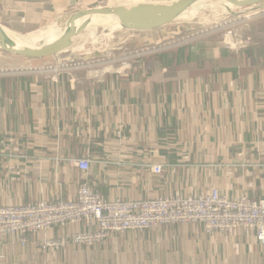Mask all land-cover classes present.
<instances>
[{
  "label": "crops",
  "instance_id": "1",
  "mask_svg": "<svg viewBox=\"0 0 264 264\" xmlns=\"http://www.w3.org/2000/svg\"><path fill=\"white\" fill-rule=\"evenodd\" d=\"M104 1L0 0V22L29 39ZM249 34L229 47L208 36L170 48H188L183 59L155 57L166 49L125 62L122 72L80 71L76 83L0 69V205L74 199L82 183L106 200L213 187L264 198V27ZM80 158L91 160L88 171L70 165ZM87 229L51 228L67 240L56 252L37 245L40 233L24 246L0 240V264H264V244L249 232L207 234L183 223L113 233L90 247L68 241Z\"/></svg>",
  "mask_w": 264,
  "mask_h": 264
},
{
  "label": "built area",
  "instance_id": "2",
  "mask_svg": "<svg viewBox=\"0 0 264 264\" xmlns=\"http://www.w3.org/2000/svg\"><path fill=\"white\" fill-rule=\"evenodd\" d=\"M193 38L192 34L175 42L173 46L188 43ZM248 42L247 39L234 43L244 45ZM160 50L165 48L159 47L158 51ZM141 55L139 53L136 56ZM65 63L54 67L50 63L22 70L42 73L54 82L66 74L72 83L77 81V72L87 70V73H96L88 70L91 64L88 60L80 64H71L69 61ZM124 65L125 62L116 72H122ZM69 163L81 171H88L91 166L89 158L71 159ZM149 167L153 173H160L163 169L159 164ZM78 222L88 228L75 232L68 240L78 246L103 242L115 232L144 230L176 223L201 224L209 234L254 233L257 241L264 244V198L254 199L246 195L230 198L213 187L208 192L199 194L167 195L143 200H106L88 183H82L74 199H41L29 204L0 205V240L9 238L24 246L30 235L40 233L43 237L37 245L43 250L56 252L64 247L67 240L51 237V228H64ZM92 227L95 228L91 229Z\"/></svg>",
  "mask_w": 264,
  "mask_h": 264
},
{
  "label": "rangeland",
  "instance_id": "3",
  "mask_svg": "<svg viewBox=\"0 0 264 264\" xmlns=\"http://www.w3.org/2000/svg\"><path fill=\"white\" fill-rule=\"evenodd\" d=\"M146 1L169 2L171 0H145L144 2ZM242 10H244V8H232V10L230 11L229 9L222 8L221 4H219L215 0H211L210 2H207L206 4H201L200 6H191L189 8L190 13L185 18H178L162 27L154 29L152 32H148L153 34H148L147 32H145L142 36H139V38L136 37V35H140L138 33V30L127 29L123 25H93V22L97 19L96 18L91 22L92 25H89L79 36L75 38V41L69 51L63 54L62 56L57 57L55 59L56 61H52L51 64H53V67L65 65V62L67 61H69V63L71 64H80L85 61V56H92L94 51H98L100 52L101 56L97 59L88 60L91 63L89 67L90 69L88 70H94L96 71V73L93 72V74L100 76L99 74L101 73H110L116 71L117 69H120L123 66L124 62H131L136 59H139L138 56H136L139 53L142 54L141 56H143L146 53H150V51H158L159 47H163L165 48V50L173 48V44H175V42L181 40L182 38H186L192 34L194 35V38L188 42H192L193 40H202L204 37L213 36L214 38L216 37L219 42L221 41L222 44L227 45V47H229V43L233 42L231 39L234 38L235 40V38H238V36H248L249 33H251L252 37H256L258 30L264 27V9L255 13L238 16L236 12ZM255 21H261L259 23L263 25L261 27L259 26V24H255L253 25V27L249 26V23L251 25V23ZM49 26L44 27L40 31L44 33L46 31L54 30V28L58 27V25L56 24ZM65 26L66 25L64 22L59 25L61 29H64ZM162 30L165 31V35L163 36L159 33ZM246 30L249 32L248 34ZM236 32L239 34L235 35ZM10 36L12 39H16L19 42L27 40V38L25 37L16 38L12 34H10ZM142 39L152 40V42L143 43L145 41ZM188 39L189 38H187V40ZM52 59L53 58H49L46 59V61H50ZM71 60H73V62H70ZM28 63L30 62L18 57L7 55L0 50V69L10 68L11 70L19 71L22 70L23 67H35L31 65L28 66ZM36 65L42 66L44 64ZM84 72H87V70H84ZM97 243L101 242H94L93 244L88 246H81L90 247Z\"/></svg>",
  "mask_w": 264,
  "mask_h": 264
},
{
  "label": "water",
  "instance_id": "4",
  "mask_svg": "<svg viewBox=\"0 0 264 264\" xmlns=\"http://www.w3.org/2000/svg\"><path fill=\"white\" fill-rule=\"evenodd\" d=\"M197 1L200 0H171L169 2L146 1L143 3L127 0H107L74 13L70 17L59 39L44 49L17 47L10 36L11 31L0 22V50L7 55L24 59L30 63L47 65L55 61L57 57L67 53L73 45L75 38L93 20L103 14L114 12L127 17L123 25L127 29L139 31L152 30L178 19L183 12L188 10ZM221 1H226L230 4V7H226L230 11L232 8H244V10L236 12L238 16L255 13L264 9V0ZM100 56V52L94 51L92 56H85V60L97 59ZM49 58L53 59L46 61Z\"/></svg>",
  "mask_w": 264,
  "mask_h": 264
},
{
  "label": "bare ground",
  "instance_id": "5",
  "mask_svg": "<svg viewBox=\"0 0 264 264\" xmlns=\"http://www.w3.org/2000/svg\"><path fill=\"white\" fill-rule=\"evenodd\" d=\"M127 1H136L137 3H142L145 0H127ZM211 0H200L194 3L192 6L197 5L200 6L201 4H206L207 2H210ZM219 4H221L222 8L230 7V4L227 3L226 1H221V0H215ZM227 9V8H226ZM189 9L186 10L181 14L179 18H185L189 14ZM125 16L116 14L114 12H108L106 14L101 15L99 18H97L94 22L93 25L97 24H107V25H124L126 22ZM69 21V20H68ZM67 21V23H68ZM66 23V24H67ZM92 25V24H90ZM66 27V26H65ZM64 29H61L59 26L54 28V30L46 31L44 33H41L37 36L31 37L27 40L24 41H17L16 39H12L14 43L16 44L17 47L21 48H35V49H44L46 47H49L51 44L56 42L61 34L63 33Z\"/></svg>",
  "mask_w": 264,
  "mask_h": 264
},
{
  "label": "trees",
  "instance_id": "6",
  "mask_svg": "<svg viewBox=\"0 0 264 264\" xmlns=\"http://www.w3.org/2000/svg\"><path fill=\"white\" fill-rule=\"evenodd\" d=\"M187 49L188 48H184V47H179V48H177V50L176 49H169V50L164 51V52H159L157 55H155V57H157V58L159 57V58H161V59H163L165 61H168V60H170V58L171 59L174 58V56L176 54H177V57H178V55L180 57H182L183 52L187 51ZM144 58H146V57H143V59ZM183 58L184 57H182L181 59H183ZM57 200H59V199H55V200H52V201H57ZM21 204H29V203H21Z\"/></svg>",
  "mask_w": 264,
  "mask_h": 264
}]
</instances>
